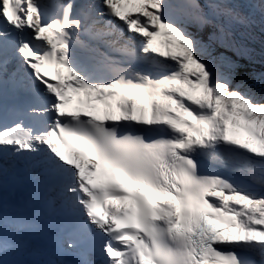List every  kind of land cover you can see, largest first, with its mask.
<instances>
[{"label":"snow or ice","instance_id":"1","mask_svg":"<svg viewBox=\"0 0 264 264\" xmlns=\"http://www.w3.org/2000/svg\"><path fill=\"white\" fill-rule=\"evenodd\" d=\"M0 264H264V0H0Z\"/></svg>","mask_w":264,"mask_h":264},{"label":"trees","instance_id":"2","mask_svg":"<svg viewBox=\"0 0 264 264\" xmlns=\"http://www.w3.org/2000/svg\"><path fill=\"white\" fill-rule=\"evenodd\" d=\"M241 63H245L244 61H241ZM257 68H259V66H257ZM260 69V68H259ZM258 70V69H257ZM259 71V70H258Z\"/></svg>","mask_w":264,"mask_h":264},{"label":"rangeland","instance_id":"3","mask_svg":"<svg viewBox=\"0 0 264 264\" xmlns=\"http://www.w3.org/2000/svg\"><path fill=\"white\" fill-rule=\"evenodd\" d=\"M258 70H260L259 68H257Z\"/></svg>","mask_w":264,"mask_h":264}]
</instances>
